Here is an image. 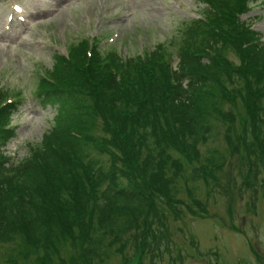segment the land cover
<instances>
[{
    "label": "trees",
    "instance_id": "obj_1",
    "mask_svg": "<svg viewBox=\"0 0 264 264\" xmlns=\"http://www.w3.org/2000/svg\"><path fill=\"white\" fill-rule=\"evenodd\" d=\"M199 1L204 20L187 32L176 70L160 53L123 63L87 58L81 45L56 55L40 84L45 102L58 105L54 125L14 163L1 148L14 136L8 123L16 106H2L0 96V244L17 241L25 258L41 249L54 256L62 241H79L81 263L91 264L105 244L124 251L132 230H140L136 246L160 242L166 232L154 230L166 231L167 217L181 214L175 187L187 165L194 181L213 178L218 150L200 159L199 149L221 128L231 150L245 152L247 179L251 157L264 167V43L239 21L261 0ZM236 104L243 114L226 109ZM192 201L188 212H203Z\"/></svg>",
    "mask_w": 264,
    "mask_h": 264
},
{
    "label": "rangeland",
    "instance_id": "obj_2",
    "mask_svg": "<svg viewBox=\"0 0 264 264\" xmlns=\"http://www.w3.org/2000/svg\"><path fill=\"white\" fill-rule=\"evenodd\" d=\"M9 1L0 0V94L3 101L17 104L9 124L14 137L2 148L12 154V161L36 148L54 125L58 105L42 102L39 94L41 81L50 75L56 53L65 54L68 46H77L81 38L98 36L99 46H108L105 52L133 58L161 47L172 55L175 65L183 34L202 7L196 0H24L22 16L36 22L26 33L16 36L15 28L5 23ZM36 11L40 15L32 19ZM240 20L259 33L264 42V1L251 6ZM230 59L238 63L231 55ZM226 109L234 115L243 114L237 104ZM239 129L235 121L234 139ZM219 132L199 149L200 159L208 149L218 150L216 161L220 166L213 171V178L194 181L193 168L187 165L175 187L176 199L184 204L177 206L180 216L167 217L166 231L154 230L159 235L166 232L163 241L160 239L162 245H156L166 253H154L150 249L154 240L149 237V250L137 258L135 230L125 235L124 251L119 250L120 244L108 248L105 244L90 258L91 264H264V167L251 157L256 165L253 178L247 179L245 152L240 146V152L232 151L222 137L223 129ZM233 140L235 146L239 145ZM94 155L108 164L106 157L96 152ZM121 179L127 183L125 177ZM193 199L203 208L201 212L191 207L199 212L197 215L187 210V205L194 204ZM61 244L54 256L48 257L41 249L24 258L17 241L2 243L0 264H82L79 241Z\"/></svg>",
    "mask_w": 264,
    "mask_h": 264
}]
</instances>
